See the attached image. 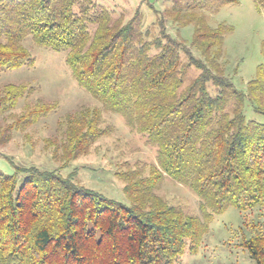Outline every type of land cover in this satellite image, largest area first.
<instances>
[{
	"label": "trees",
	"instance_id": "trees-1",
	"mask_svg": "<svg viewBox=\"0 0 264 264\" xmlns=\"http://www.w3.org/2000/svg\"><path fill=\"white\" fill-rule=\"evenodd\" d=\"M170 1L176 9L155 10V24L144 28L140 9L126 20L95 0H0V71L34 64L25 45L31 37L38 46L66 50L78 84L103 105L67 116L60 162L86 155L108 134L103 111L122 115L157 149L148 174L119 173L127 203L59 170L7 158L14 173L0 172V264H177L189 240L190 252L198 251L215 215L264 207V123L246 111L250 106L264 117V63L238 89L221 61L232 28L208 19L234 1ZM255 2L264 7V0ZM169 22L177 31L193 25L192 42L169 33ZM22 93L15 85L0 89V117ZM53 108L20 115L4 128L5 141ZM165 177L198 196L202 219L158 195ZM261 227L253 224L251 237L243 233L241 240L257 264H264Z\"/></svg>",
	"mask_w": 264,
	"mask_h": 264
},
{
	"label": "rangeland",
	"instance_id": "rangeland-1",
	"mask_svg": "<svg viewBox=\"0 0 264 264\" xmlns=\"http://www.w3.org/2000/svg\"><path fill=\"white\" fill-rule=\"evenodd\" d=\"M233 1L221 6L216 14H208V19L213 27L224 23L232 28L225 36L221 61L234 85L243 90L257 76L258 66L264 63V7L255 0ZM95 3L97 7L118 12L117 16L123 14L126 20L140 9L144 28L155 24V10L176 9L170 0H95ZM167 24L168 32L174 37L179 36L187 44L192 42L193 25L177 31L175 25ZM25 45L34 64L0 71V89L6 85L23 89L18 105L0 117V172L14 173L10 161L21 167L59 170L79 185L127 203L123 193L125 183L119 173L139 169L148 174L150 166L157 164V149L131 129L122 115L103 111L101 127L107 129L108 134L86 155L65 165L60 162L67 116L87 107L102 109L103 105L78 84L66 62V50L54 51L38 46L31 37L26 39ZM40 105H53L54 108L25 130L15 129L6 142L9 134L3 135L4 128ZM246 111L249 120L264 123V117L255 114L250 106ZM157 193L169 204L202 219L200 199L188 187L165 177ZM257 223L264 231V207L249 212L228 208L214 216L196 253L190 252L191 242H187L177 264H257L249 251L241 246L242 234L251 237L253 224Z\"/></svg>",
	"mask_w": 264,
	"mask_h": 264
}]
</instances>
